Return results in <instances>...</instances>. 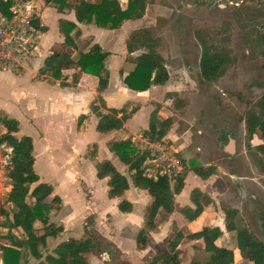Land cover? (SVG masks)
<instances>
[{
  "label": "rangeland",
  "instance_id": "1",
  "mask_svg": "<svg viewBox=\"0 0 264 264\" xmlns=\"http://www.w3.org/2000/svg\"><path fill=\"white\" fill-rule=\"evenodd\" d=\"M2 2L3 0H0V5ZM149 3L145 18L137 26L149 29L160 41V52L170 73L166 88L177 93L162 95L157 93L154 97L160 103H152L148 121L154 120L159 123L161 120L171 118L172 126L160 143L177 152L185 165L191 160H196L203 166L217 167V174L203 183L206 192L204 198L206 211L194 226L187 221H181V224L173 221L170 224L166 215H160L156 221L157 229L149 233L150 252L144 255L137 253L134 247L137 226L136 229L130 227V224L141 222L144 217L142 209L146 206L148 195L142 191L132 190L129 193V196L137 200L141 206L136 212L137 215L131 216V219L116 209L117 201L106 200L102 194L97 197L96 211L86 207V200H75L73 202L75 208L71 213L70 208L64 206L63 220H66L74 236L94 237L98 243V249L94 254L95 260L98 258L105 264H149L155 252L157 254L167 252V241L179 229L185 235L200 230L211 231V235L217 241H221L222 245L234 248L235 234L226 229L223 208L227 206L237 209L239 218L264 242V173L256 165L254 159L256 151L249 148L244 122L246 111L257 103L264 92V86L257 85L264 84V46L259 43L260 47L256 45L251 47V41L261 38L264 34V0H149ZM236 3L239 6H232ZM226 22L231 24V30L222 35L217 29ZM129 26L128 24L126 30ZM197 32L212 33L217 43L226 44L234 58L224 77L215 83L200 81L201 47L196 39ZM119 62L120 60H115L112 65ZM8 88L9 76H0V102L7 100ZM176 99L181 103L175 104ZM135 100L132 97L125 106L130 117L131 110L137 109ZM147 113L148 110L145 109L140 118L144 119ZM143 123L145 120L141 121L137 128H133V124L130 128L132 131L127 136L141 151H148L154 143L143 137L145 131ZM97 135H91L89 138L101 144L105 139L104 134L97 132ZM231 142L234 143L233 153L227 150ZM251 144L264 145V139L257 134ZM95 149L96 146H93L91 152ZM115 163L124 168L130 177L126 166L119 159L115 158ZM196 179L202 181L192 173L189 181L193 183ZM10 186L11 180L7 171L5 177H0V211L5 210L12 215L13 209L8 204ZM74 189L75 187L70 186L69 192H74ZM27 202L33 205L35 200L28 197ZM46 202L50 203V198ZM105 202H108L107 206ZM61 205L62 203L60 210ZM0 219L1 223L5 222L3 216ZM58 221L56 220L57 223ZM35 231L37 234L43 233L44 227L41 222L35 223ZM7 233L5 229H0V248L2 244L14 246L13 242L5 239ZM53 242L48 251L55 248L60 241L58 239ZM195 242L197 243L194 244ZM200 242L203 241L183 240L179 247L180 264L202 263L209 257L201 247L205 246L204 243ZM118 243H123L122 248L118 247ZM126 250L130 252L129 254L140 256L138 262L131 263ZM103 257L109 258V261H104ZM87 258L89 261L88 255ZM37 262L30 257L28 249L24 248L19 264ZM96 262L94 264H99V261ZM243 262L249 264L248 260L244 259Z\"/></svg>",
  "mask_w": 264,
  "mask_h": 264
},
{
  "label": "trees",
  "instance_id": "2",
  "mask_svg": "<svg viewBox=\"0 0 264 264\" xmlns=\"http://www.w3.org/2000/svg\"><path fill=\"white\" fill-rule=\"evenodd\" d=\"M13 1L4 0L2 2L0 11L4 16H11L10 8ZM51 1L45 0L47 4ZM54 2L58 5L61 4L60 6L63 4L62 0H54ZM148 4V0H128L127 8L121 10L118 0H101L98 5L88 0H80L72 7L75 9L79 23H91L94 20L100 27L119 29L126 21L143 19ZM33 25L39 30H44L40 27L38 20H34ZM230 27L231 24L226 22L217 29V32L225 35L231 30ZM60 29L64 35L65 45L77 50L72 37L76 24L61 22ZM196 39L201 47L200 81L202 83H215L224 77L234 62L231 51L225 46V43H217L212 33L197 32ZM259 43L264 46V34L261 38L252 40L251 47L255 45L260 47ZM159 47L160 41L152 35L149 29L137 30L130 36L127 42L129 55L139 50L143 52L136 57L129 56L127 58L129 63L135 65L132 71L123 76V82L129 89L143 92L153 86H165L168 83L170 74L165 59L158 51ZM108 56L107 52H103L98 46H93L87 53H81L77 62L83 73L96 76L99 79L97 87L99 94L105 91L110 80V73L104 63ZM70 61H72L71 54L54 53L46 59L40 74H48L55 80H63L64 65ZM61 85L64 86V82ZM257 85L264 86L262 83ZM169 98H171L170 95ZM177 103H181V101L176 99L175 104ZM90 109L99 119L96 128L99 133L121 130L130 118V114L126 112L125 108L119 110L107 108L101 95L93 101ZM134 112L133 109L130 113L133 114ZM87 118L86 115L80 116L78 125L81 126ZM244 122L249 148L256 151L254 157L256 165L264 173V145L252 146L251 144L257 134L264 139V92L257 103L246 111ZM0 126L6 130V133L0 136V143H7L14 149L12 164L8 169V177L12 186L8 202L13 205V216L11 218L10 213L5 210L0 211V218L2 216L5 218L4 223H1L0 219V228L8 229L6 237L13 241L14 247L1 246L2 263L19 264L21 253L26 248L30 256L38 261L37 264H89L86 255L95 254L98 249V243L93 236L80 240L71 238L52 252L48 251L51 243L64 231L62 226H57L50 221L51 216L60 210L62 199L60 196L54 195L52 185L39 182L40 178L34 166L33 139L29 136L21 138L16 136V133L19 132V122L8 117H0ZM171 126V118H166L159 123L151 120L149 128L143 133V137L151 143L162 142ZM109 149L117 155L121 163L128 167L133 185L145 188L152 197L149 213L144 219V227L136 237V244L140 250L145 249L148 245V233L157 229L156 218L158 214L161 211L167 214L174 213L175 196L183 191L186 175L189 171L194 172L203 180H208L217 174L216 166H203L198 161L191 160L188 165L184 164L187 171L182 175L172 179L162 175L154 180L145 172V161L149 151H141L130 138L112 142ZM88 155L94 159L97 156V149L93 152L89 151ZM96 169L98 178H108L109 198L121 197L129 190L128 178L113 163H99ZM28 197L35 200L33 205L27 202ZM50 197L52 200L47 203L46 200ZM205 197L206 195L199 188L192 190L191 202L193 207L186 206L180 211L186 220L196 221L204 213L206 209ZM55 204L59 206L55 207ZM119 210L122 213H131L133 205L127 200H122L119 204ZM223 210L226 229L235 234L236 246L241 257L251 264H264V242L239 218L237 209L227 206ZM37 221L41 222L44 227L42 234H37L35 231ZM211 234V231L201 230L185 235L181 230H177L167 241V252L157 254L151 264H180L179 247L185 239L190 241L203 240L204 242L203 250L209 254V257L204 262L197 264H235L234 249L219 246Z\"/></svg>",
  "mask_w": 264,
  "mask_h": 264
},
{
  "label": "crops",
  "instance_id": "3",
  "mask_svg": "<svg viewBox=\"0 0 264 264\" xmlns=\"http://www.w3.org/2000/svg\"><path fill=\"white\" fill-rule=\"evenodd\" d=\"M32 1L37 4L35 20L39 21L40 27L44 30L36 28L37 49L30 56L23 70L16 73L0 74V76H9L8 98L7 100L0 102V117H8L19 122V132L16 133L18 138L29 136L33 139L35 157L34 166L35 171L40 178L39 182L47 184H50L49 182L54 183V186L53 184H50L54 188V195H58L62 199L61 210L51 216V222L57 226H62L64 231L54 240L53 243L58 239L60 242L55 248H51L50 252L57 249L59 245L71 238L78 240L86 239L85 237L74 236V233L68 227L66 220H63V207H69V212L71 213L72 209L75 208L73 203L75 200H86V207L96 211L98 209L96 206L97 197L102 194L105 195L106 200L117 201L116 209L122 215L129 217V219H131V216L133 215L136 216L137 210L141 208L137 200L132 199L129 196V193L132 190H139L148 195L146 206L144 208L142 206L144 217L141 219V222L138 221L136 224H130V227L133 229H136L137 226V237L139 231L144 227V219L149 213L152 197L146 189L144 190L141 187L133 185L131 177L125 173L123 170L124 168H120L115 163V158H119L114 152L110 151L109 145L114 141L127 139L129 137L127 136L128 133L132 131L130 129L132 125L134 124L133 128H137L139 127V124L141 125V121L143 120H145L143 128L144 130H147L151 121H148L152 111L150 106L153 102L160 103L155 100L154 96H156L157 93L162 95L177 92L166 88L169 81L165 86H153L151 89L143 92L133 91L123 82V76L127 75L135 67L134 64L127 61L128 56L136 57L143 52L142 50H139L136 51L139 52L138 54L134 55L136 53L134 52L132 55H129L127 49V42L130 36L137 30L145 29L142 28V26H137L139 23H142V19L136 21L129 20L119 29H110L109 27L104 28L98 26L94 20L91 23H79L76 18L75 9L72 6H75L80 0H62V6H60L61 4H55L54 0L49 4H47L45 0ZM88 1L97 5L101 3V0ZM118 1L120 3L119 8L125 10L128 6V0ZM59 8L61 9L59 10ZM61 22L76 24V29L72 32V37L77 46V50H73L65 45L64 35L60 29ZM128 24L130 26L126 30ZM93 46H98L103 52L109 54L104 63L106 69L110 73V80L107 88L101 94L97 92L99 79L96 76L83 73L82 68L77 63L79 55L81 53H87ZM158 51L162 55L160 47ZM54 53H69L72 55V61L64 65L63 80H55L48 74H40V70L44 67L46 59ZM112 60H120V62L116 65H112ZM126 64H128V66ZM62 82H64V86L61 85ZM99 95L103 97L106 106L109 109L113 108L119 110L125 108L127 103L131 101L132 97L136 99L135 103L137 104V109H134L135 112L126 121L121 130L103 133L105 139L101 144L93 142L89 138L91 135L98 136L96 128L99 119L92 113L90 107ZM145 109L148 110V113L144 115V119H141L140 116L143 115ZM82 115H86L88 118L81 126H79L78 120ZM66 135L70 137L69 140L68 137L66 138ZM93 146H96L97 148V156L94 159L90 158L88 155ZM104 153L105 155H102ZM181 159L183 161V158ZM103 160L106 161L104 162ZM106 162L113 163L130 182L129 190L121 197L109 198L108 178L100 179L97 177L96 166L99 163ZM125 169L128 170V167L126 166ZM192 173L194 172L189 171L187 173L183 191L175 196L174 213L167 214L161 211L158 214L156 221L160 215H166L170 220V224H172L173 221H177L179 224L183 221H187L188 224L191 223L194 226L195 223H198V221L201 220L204 213L193 222L186 220L180 213V211L186 206L193 207L191 202L192 190L199 188L204 194L206 193L203 189V183L207 180L201 179L202 181H198L196 179L197 182L190 183L189 180ZM70 186L75 187L74 192H69ZM11 189L12 186H10L9 193ZM51 200L52 197H50V201ZM122 200H127L133 205L131 213H122L119 210V204ZM8 204L13 209V205L9 202ZM107 205L108 202H105V206ZM10 216L12 218L13 214ZM56 220H59V223H57ZM2 228L8 232V229L4 227ZM5 239L13 242L7 237ZM196 243L197 242L194 244ZM202 243L204 242H200V244ZM122 244L123 243H118L117 245L122 248ZM217 244L221 247L228 248L227 245H222L219 240L217 241ZM2 245L14 247L11 244ZM134 247L135 251L139 254L141 253V255L150 252V250H148L150 249V245H147L145 249L140 250L135 241ZM201 247L204 248L203 246ZM232 249H234L235 252V264H244V259L241 257L237 246ZM126 251L127 254L130 253L128 250ZM0 255V264H3L1 250ZM129 255L131 263L138 262L140 256L138 257V255H135L134 253ZM156 255L157 253L155 252L153 257H151L149 264H151ZM88 256L89 264H94L96 260L99 261V264H105V262H100L98 258L95 260L96 256H94V254H89ZM103 259L104 261H109V258L105 259L103 257ZM249 264H251V262H249Z\"/></svg>",
  "mask_w": 264,
  "mask_h": 264
},
{
  "label": "built area",
  "instance_id": "4",
  "mask_svg": "<svg viewBox=\"0 0 264 264\" xmlns=\"http://www.w3.org/2000/svg\"><path fill=\"white\" fill-rule=\"evenodd\" d=\"M10 13V17L0 15V74L23 70L37 49V30L33 25L37 4L32 0H14ZM5 133L6 130L0 126V136ZM153 143L145 161L146 174L154 180L162 175L170 179L182 175L185 166L178 153L170 151L160 142ZM13 157L14 149L7 143H0V177H5Z\"/></svg>",
  "mask_w": 264,
  "mask_h": 264
},
{
  "label": "water",
  "instance_id": "5",
  "mask_svg": "<svg viewBox=\"0 0 264 264\" xmlns=\"http://www.w3.org/2000/svg\"><path fill=\"white\" fill-rule=\"evenodd\" d=\"M234 143L233 142H231V144H230V146L228 147V152H230V153H233L234 152V145H233Z\"/></svg>",
  "mask_w": 264,
  "mask_h": 264
}]
</instances>
